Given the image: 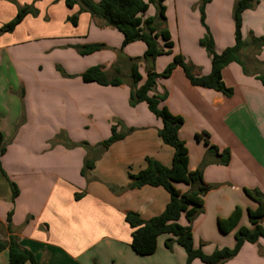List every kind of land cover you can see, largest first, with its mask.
Instances as JSON below:
<instances>
[{
  "label": "crops",
  "instance_id": "1",
  "mask_svg": "<svg viewBox=\"0 0 264 264\" xmlns=\"http://www.w3.org/2000/svg\"><path fill=\"white\" fill-rule=\"evenodd\" d=\"M147 1V0H144ZM238 0H211L205 6V26L222 53L235 45L233 9ZM201 0H166V25L173 43L169 56H159L155 70L163 72L181 55L193 74L211 73L210 55L200 46L207 33L201 21ZM34 0H0V27L11 21L18 8ZM39 14L27 16L12 33L0 36V132L7 146L2 168L19 194L13 201L10 183L0 175V239L14 235L22 248L31 251L40 264H186L187 254L170 235H161L156 252L139 256L131 248L133 230L125 221L128 212L143 220L159 216L170 201L162 187L130 189L129 174L146 168V158L166 167L173 148L158 135L162 128L146 103L131 107L130 86L85 83L81 74L102 66L113 76L114 66L129 73L128 58L142 57L146 45L137 41L123 47L122 34L78 5L69 8L64 0L35 2ZM78 14L74 26L69 17ZM151 6L145 17H154ZM243 38L264 36V0L243 13ZM106 45L101 51L81 55L78 48ZM161 46L163 45L160 42ZM264 61V47L258 58ZM151 65L141 63L146 79ZM60 67L63 71L58 70ZM238 63L222 71L223 82L233 90L231 97L193 86L182 67L168 79L159 80L156 92L168 93L165 105L184 124L179 138L189 154V170L203 161V180L212 188L204 197L203 211L192 223L194 246L206 255L236 245L239 228H250L248 210L257 204L245 190L264 195V85L263 72L245 73ZM114 125L127 131L124 138L105 151L66 147L70 141H86L92 147L109 139ZM117 127V132L119 133ZM208 133L220 151L230 152L227 166L208 154V146L197 135ZM94 166L83 175L85 161ZM176 187L185 192L187 185ZM81 195L76 199V195ZM240 208L234 228L223 233L218 221ZM13 211L11 229L8 214ZM183 226L188 222L183 217ZM171 240V247L166 246ZM9 254H0L8 264ZM192 264H204L196 259ZM221 264H264V239L245 242L238 254Z\"/></svg>",
  "mask_w": 264,
  "mask_h": 264
},
{
  "label": "trees",
  "instance_id": "2",
  "mask_svg": "<svg viewBox=\"0 0 264 264\" xmlns=\"http://www.w3.org/2000/svg\"><path fill=\"white\" fill-rule=\"evenodd\" d=\"M34 3L24 5L18 8L16 16L0 27V36L6 33H12L23 20L31 15L37 17L38 9ZM65 4L72 8L75 5L80 7V13H88L93 18L102 20L107 26L113 27L123 36V47L141 41L146 45V51L142 57L128 58L129 73L125 76L120 69V64H116L115 74L113 76L102 66H95L87 69L81 74L85 83H96L102 86H121L129 84L131 107H136L140 103H146L149 111L162 122V128L158 135L162 142L173 148L174 155L170 167H166L160 162L146 158V168L137 174H129L130 189H139L144 186L162 187L170 196V201L165 210L159 216L149 220H143L136 212H128L125 215V221L133 230L131 248L139 256H149L156 252L157 240L161 235H170L175 242L181 246L186 254V264H192L196 259L201 260L204 264H221L235 257L245 242L255 244L260 239H264V195L258 190H245L246 195L253 200L257 207L248 210L250 228H239L236 232V245L233 249L216 250L211 255H206L202 247L194 246L192 223L203 211V202L206 194L211 190L203 180V168L208 164L204 160L202 166L195 170H189V154L184 141L179 138V130L184 124L181 116L173 115L165 102L168 99V93L158 94L156 92L157 84L161 79H168L172 76L173 71L178 66L182 67L188 80L193 86L211 89L222 93L225 97H231L233 90L226 87L222 78V71L231 63H238L244 69L242 51L249 44L260 50L264 46V36L255 37L252 35L248 43L243 38V13L247 10L254 9L257 6V0H238L233 9V18L235 22V45L225 49L222 53L215 51L213 37L208 28L205 26V6L211 0H201L200 12L201 21L205 26L207 33L200 41V44L207 50L211 57V73L206 76H196L193 74V67L187 64L181 55L174 57V61L166 69L158 73L155 70V61L159 56L172 53L173 43L166 25V0H64ZM153 6L156 9L154 17H145L149 8ZM78 14L69 17L68 21L74 26L78 23ZM160 42L163 43L161 46ZM106 45L91 44L78 48L81 55H90L101 51ZM151 65L146 70V79L140 74V64ZM58 70L63 71L60 67ZM246 73L248 71L245 70ZM264 85V75L257 77ZM64 135H60L55 143ZM125 134L117 132V126H113L112 135L101 145L106 150L113 143L123 139ZM208 133L197 135V140L204 141L208 146V154L217 157L220 165L227 166L230 162V152L228 150L220 151L218 147L210 143ZM69 147L77 146L76 143L69 139L64 142ZM87 150L91 148L90 144L82 143ZM2 133L0 132V175L7 181V176L2 168L1 157L6 153ZM105 151V150H103ZM94 166L93 161H85L83 175L86 171L91 170ZM9 182V181H8ZM13 191V201L19 194L17 186L9 182ZM185 184L188 190L182 192L176 185ZM81 195L77 194L76 199ZM13 211L8 214L7 222L9 231L11 229V218ZM188 222L187 226L180 223L181 218ZM241 217L240 208H236L231 216L227 219L218 221L219 229L223 233L229 232L236 226ZM166 246L171 247V240H167ZM8 251V264H40L34 254L22 248L17 238L10 235L7 240L0 239V254Z\"/></svg>",
  "mask_w": 264,
  "mask_h": 264
},
{
  "label": "rangeland",
  "instance_id": "3",
  "mask_svg": "<svg viewBox=\"0 0 264 264\" xmlns=\"http://www.w3.org/2000/svg\"><path fill=\"white\" fill-rule=\"evenodd\" d=\"M251 39H252V34H250V35H248V37L246 38V42H250L251 41ZM200 46L205 50V52L207 53V55H209V53L207 52V50L200 44ZM264 47V46H263ZM263 47L260 49V50H257V48H255L254 46H251L250 44L247 46V47H245L244 49H243V51H242V60H243V63H244V71L246 70V71H248V73H257V74H259V72H263V71H261L263 68H264V61H260L258 58H259V56L261 55V51H262V49H263ZM165 56H169V55H165ZM246 73V72H245ZM162 80V79H161ZM114 126H117L120 130H119V133L120 134H123L124 132H126L127 130L126 129H124V127L123 126H121V125H114ZM66 140H68V138L67 137H65V136H63L62 138H61V140H58V142L59 141H62L63 142V144H64V142L66 141ZM57 142V143H58ZM86 141H81V142H78V143H76L77 144V146H75V147H72V148H76V147H78V148H83V149H86V148H84L83 146H82V143H85ZM104 142V141H103ZM103 142H101L100 144H98V145H95V146H91V148H89L88 150H92V151H103V150H106L105 148H103L102 147V143ZM87 143V142H86ZM89 144V143H88ZM114 144V143H113ZM112 144V145H113ZM65 145V144H64ZM111 145V146H112ZM66 146V145H65ZM111 146H109V147H111ZM67 147V146H66ZM109 147H107V148H109Z\"/></svg>",
  "mask_w": 264,
  "mask_h": 264
}]
</instances>
